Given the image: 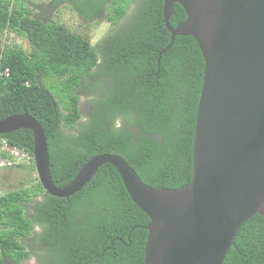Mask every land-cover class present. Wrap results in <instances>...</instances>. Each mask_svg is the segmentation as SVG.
Returning a JSON list of instances; mask_svg holds the SVG:
<instances>
[{
    "label": "trees",
    "instance_id": "16d2710c",
    "mask_svg": "<svg viewBox=\"0 0 264 264\" xmlns=\"http://www.w3.org/2000/svg\"><path fill=\"white\" fill-rule=\"evenodd\" d=\"M32 1L0 0V68L10 70L0 74V119L27 112L42 123L58 186L102 152L123 156L150 187L190 184L205 59L194 36L177 35L158 62L171 41L165 0L49 1L109 21L97 43L39 16ZM187 18L175 2L171 25ZM3 135L33 152L32 130ZM150 221L110 163L70 197L50 195L38 180L0 195V264H22L33 250L40 264H145ZM223 264H264L263 215L241 227Z\"/></svg>",
    "mask_w": 264,
    "mask_h": 264
},
{
    "label": "water",
    "instance_id": "95a60500",
    "mask_svg": "<svg viewBox=\"0 0 264 264\" xmlns=\"http://www.w3.org/2000/svg\"><path fill=\"white\" fill-rule=\"evenodd\" d=\"M175 2L188 18L173 27ZM164 19L171 41L158 62L177 35L194 36L205 59L190 184L150 187L123 156L102 152L58 186L46 130L34 115L0 119V134L32 130L39 180L53 196H73L112 164L151 218L145 264H223L246 221L264 216V0H165Z\"/></svg>",
    "mask_w": 264,
    "mask_h": 264
},
{
    "label": "rangeland",
    "instance_id": "374dc122",
    "mask_svg": "<svg viewBox=\"0 0 264 264\" xmlns=\"http://www.w3.org/2000/svg\"><path fill=\"white\" fill-rule=\"evenodd\" d=\"M49 1L50 0H33L27 4L32 8L33 12L38 13L39 16L48 20L54 18L58 19L71 30L88 35L92 43H97L111 27L109 21L101 19L100 17L89 22L82 20L77 12L66 4L60 5L59 8H52L48 4ZM134 7L135 5H132L128 13H132ZM17 42L24 48L30 49L29 40L26 36H19ZM8 43H10V41H8ZM87 103L86 96H82L81 106L84 111L87 110ZM38 180L39 176L36 166L30 168H0V195L9 192V190L12 191L15 189L33 187ZM32 205L33 203H29L31 208ZM35 231H40V227L37 226ZM24 241L27 242L28 248L31 249V240L26 238ZM39 250H41V246L37 247V251ZM22 264H40L36 251H31L29 257L23 260Z\"/></svg>",
    "mask_w": 264,
    "mask_h": 264
},
{
    "label": "built area",
    "instance_id": "2783aa9c",
    "mask_svg": "<svg viewBox=\"0 0 264 264\" xmlns=\"http://www.w3.org/2000/svg\"><path fill=\"white\" fill-rule=\"evenodd\" d=\"M9 68H0V74L9 75ZM35 165L33 152L18 146L0 134V168H30Z\"/></svg>",
    "mask_w": 264,
    "mask_h": 264
}]
</instances>
